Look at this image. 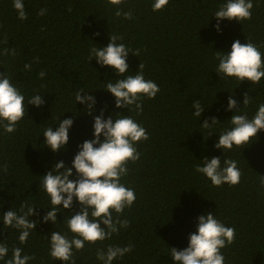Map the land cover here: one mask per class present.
I'll return each mask as SVG.
<instances>
[{"label": "trees", "instance_id": "1", "mask_svg": "<svg viewBox=\"0 0 264 264\" xmlns=\"http://www.w3.org/2000/svg\"><path fill=\"white\" fill-rule=\"evenodd\" d=\"M153 2L128 0L119 9L132 12L133 18L127 20L115 15L118 9L108 0H24L28 19L21 21L13 0H0V74L10 77L25 96V105L37 94L45 100L39 108L28 105L14 133L0 127V243L9 249L5 259L11 258L13 248L21 247L22 255L36 258L29 264H64L49 255L50 235L58 231L71 238L74 234L65 220L81 206L74 201L71 210H60L56 224H45L43 217L52 205L41 187L42 176L60 161L72 167L79 146L95 139L94 118L103 112L105 119L131 116L147 130L149 140L137 145L140 160L129 164L121 179L136 195L134 205L120 216L129 227L120 228L103 245L86 242L82 251L73 249L75 264H102L96 253L109 245L133 247L113 264H175L170 248L186 249L198 218L209 212L236 230L235 242L222 250L225 264H264V130L245 149L234 146L224 152L215 147L219 135L232 127L233 115L252 119L264 104V78L259 85L220 78L216 59V52L229 53L239 40L255 44L264 63V0H252L250 21H220L219 32L214 14L226 0H170L160 12L153 11ZM41 9H46L43 16ZM111 34L122 36L118 43L140 53L129 54L126 75H135L142 63L145 78L160 89L154 100L144 99L142 114L116 107L106 83L119 77L112 68L89 59L90 49L107 47ZM26 64L31 70H25ZM80 89L96 99L91 115L75 100ZM246 93L251 102L244 106ZM233 95L240 110L236 113L228 111ZM194 100L205 108L202 117L193 115ZM212 117L220 123L203 128ZM63 119L74 123L67 150L57 154L46 147L43 133L59 127ZM213 157L220 158L222 166L227 159L237 162L242 173L238 185L215 187L195 171L197 164ZM25 202L39 215L32 218L37 228L21 244L19 231L4 226L3 214L11 209L19 213Z\"/></svg>", "mask_w": 264, "mask_h": 264}, {"label": "clouds", "instance_id": "2", "mask_svg": "<svg viewBox=\"0 0 264 264\" xmlns=\"http://www.w3.org/2000/svg\"><path fill=\"white\" fill-rule=\"evenodd\" d=\"M108 3L118 9L115 13L117 17L123 15L127 20L133 18L131 11L119 10L128 4V0H108ZM169 4L170 0H154L152 9L154 12H160ZM13 6L19 19L26 21L28 16L24 0H13ZM253 7L252 0H226L214 14L218 21L217 31H220L219 22L223 20L236 21L240 24L250 21ZM45 12L46 9H41L39 15L43 16ZM2 27L3 25H0V28ZM122 39V36L111 34L107 47L90 49L89 59L90 61L95 59L102 67L112 68L119 77L106 83V91L115 97L116 107L135 110L137 114H142L144 99L154 100L160 89L155 82L145 78L142 63L135 75H126L129 72L127 63L129 54L138 57L140 53L138 50L131 52L124 43H118ZM216 59L219 62L217 73L220 78L222 75L236 78L241 84L248 81L253 85H259L264 78L262 53L251 42L242 44L236 40L229 53L216 52ZM36 62H39V58ZM31 67L30 64L24 66L26 71L31 70ZM39 75L43 79L45 72L41 71ZM75 100L86 106L87 114H92L96 104L92 94L80 89L75 94ZM250 102L251 97L246 93L244 106ZM44 103V97L37 94L29 98L25 105V96L11 83L10 77L7 74H0V127H3L6 133L12 134L17 130L26 110L28 113V105L39 108ZM192 108L195 117H202L205 108L202 107L201 101L194 100ZM228 111L235 113L240 111L234 95L229 97ZM118 117L105 119L104 113L101 112L94 118L95 139L85 140L79 146L72 167L60 161L52 171L42 176L41 187L49 196L52 205L51 210L46 211L43 217L45 224L49 221L56 224L60 210H71L74 201H78L81 206L79 212L67 216L65 220L67 228L74 234L71 238L58 231L51 233L49 255L54 260L62 261L64 264H75L73 249L82 251L86 242L93 246L98 242L103 245L113 234H119L120 228L129 227L130 222L127 219L121 220L120 216L126 208L130 209L134 205L136 195L134 189L121 183V179L127 176L129 164H135L140 160L141 153L137 145L147 142L149 136L147 130L131 116L118 114ZM218 122L216 117H212L211 122L205 120L202 127L209 129ZM73 123L72 119H63L59 122V127L46 128L43 133L46 147L57 154L66 151L69 130ZM230 123L232 127L219 135L215 147L224 152L233 150L234 146L247 148L246 146L258 139V133L264 130V104L259 105L252 119H249L247 114H235ZM223 165L218 157L206 158L202 166L196 165L195 171L207 177L215 187L224 184L238 185L242 173L237 162L227 159ZM73 168L76 179H72ZM4 171L7 172L6 165ZM36 209L34 205L25 202L20 206L19 213L11 209L3 214L4 226L19 231L21 244H26L32 231L37 228V222L32 219L39 215ZM235 233V228L225 226L212 213L201 215L198 218L196 232L189 236V246L184 250L170 248L171 259L175 264H225L222 250L235 242ZM132 251L131 245L127 247L109 245L106 251L101 247L96 257L102 264H113L114 260L122 259ZM8 252L7 245L0 243V260L5 261V264H29V261L36 259L34 256L22 255L21 247L13 248L11 258L5 259Z\"/></svg>", "mask_w": 264, "mask_h": 264}]
</instances>
